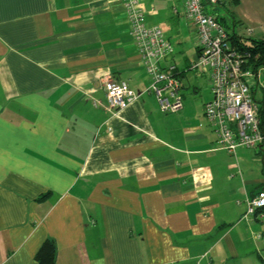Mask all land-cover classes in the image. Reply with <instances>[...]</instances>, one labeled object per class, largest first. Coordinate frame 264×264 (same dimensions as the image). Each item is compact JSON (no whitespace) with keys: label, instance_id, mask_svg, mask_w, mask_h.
<instances>
[{"label":"crops","instance_id":"obj_1","mask_svg":"<svg viewBox=\"0 0 264 264\" xmlns=\"http://www.w3.org/2000/svg\"><path fill=\"white\" fill-rule=\"evenodd\" d=\"M204 2L231 32L264 38V0ZM143 7L171 44L176 112L147 91L122 0H0V264H39L47 239L52 264H264V206L246 214L264 193V148L218 143L210 76L197 102L187 73L198 49L191 27L184 55L183 0ZM109 78L137 95L117 114Z\"/></svg>","mask_w":264,"mask_h":264},{"label":"built area","instance_id":"obj_2","mask_svg":"<svg viewBox=\"0 0 264 264\" xmlns=\"http://www.w3.org/2000/svg\"><path fill=\"white\" fill-rule=\"evenodd\" d=\"M142 63L151 75L147 91L155 95L163 112L182 108L181 82L173 64L161 66L172 52L171 44L157 26L144 20L143 0H122ZM212 3L217 0H210ZM185 16L196 31L198 54L190 69L207 71L212 97L204 103V115L218 143L228 153L238 147L264 148V64L250 65V54L232 44L230 35L217 18L206 11L203 0H183ZM108 108L117 114L137 95L127 82L104 81ZM264 206V193L249 199L246 214Z\"/></svg>","mask_w":264,"mask_h":264},{"label":"trees","instance_id":"obj_3","mask_svg":"<svg viewBox=\"0 0 264 264\" xmlns=\"http://www.w3.org/2000/svg\"><path fill=\"white\" fill-rule=\"evenodd\" d=\"M204 1L206 0H203V4L205 3ZM209 4L214 5V3H212L210 0H209ZM217 20L221 23V21L218 18ZM228 33L230 35V39L233 45H235L240 50L247 51L250 54L249 63L251 66L256 68L264 64V38H261V39H256L253 37L247 38V37L240 36V35L237 36V34L234 32H228ZM188 68L190 69V67ZM180 92H181V88H180ZM36 258L39 264H52L55 258V246H54L53 241L47 239L42 244L40 250L38 251L36 255Z\"/></svg>","mask_w":264,"mask_h":264},{"label":"rangeland","instance_id":"obj_4","mask_svg":"<svg viewBox=\"0 0 264 264\" xmlns=\"http://www.w3.org/2000/svg\"><path fill=\"white\" fill-rule=\"evenodd\" d=\"M232 20L233 19L230 16H226L225 20L223 22L225 29L229 32H231L232 23H233ZM189 25H190V23H189ZM186 27L188 28V38H186L188 43L185 46L184 55L187 57L193 58L192 55H193L194 51H196V48H194V39H193L194 33L192 30L193 28H191V25L190 26L186 25ZM236 28H237V30H239L238 26ZM249 31H251V30H249ZM236 33H237V31H236ZM237 34L242 36V33H237ZM244 37H247V36H244ZM187 73L189 74V76L195 77L196 80L200 84L199 85L200 88L196 92L198 94L197 102H199V101L204 102L205 101L204 98H207L210 96V80H209L208 74L206 72L203 73L200 70H194V69H189L187 71ZM211 97H212V95H211Z\"/></svg>","mask_w":264,"mask_h":264}]
</instances>
